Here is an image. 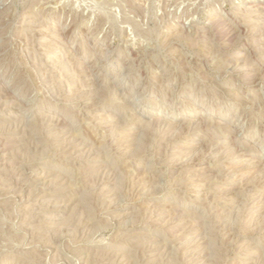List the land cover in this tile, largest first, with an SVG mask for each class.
<instances>
[{"label":"rangeland","instance_id":"374dc122","mask_svg":"<svg viewBox=\"0 0 264 264\" xmlns=\"http://www.w3.org/2000/svg\"><path fill=\"white\" fill-rule=\"evenodd\" d=\"M238 156L264 0H0V264H264Z\"/></svg>","mask_w":264,"mask_h":264},{"label":"bare ground","instance_id":"6f19581e","mask_svg":"<svg viewBox=\"0 0 264 264\" xmlns=\"http://www.w3.org/2000/svg\"><path fill=\"white\" fill-rule=\"evenodd\" d=\"M262 16V15H261ZM262 20H263V18H261ZM230 34V33H229ZM138 57V56H137ZM251 85V84H250ZM13 104H14V102H12ZM16 103V102H15ZM3 120H5V119H3ZM2 140V139H1ZM69 146V145H68ZM243 152V151H242ZM70 153V152H69ZM245 152H243V154H244ZM71 154V153H70ZM239 154V153H238ZM250 155V154H249ZM252 156V155H251ZM240 157H242V156H238L237 158H236V161L234 162V163H241L238 167L240 168H243L244 170L246 169V170H249L252 166L253 167H257V166H263V170H264V160H260L259 162L257 161H253L252 159L251 160H243V159H241ZM248 159V158H247ZM238 165V164H237ZM236 169V168H235ZM245 170V171H246ZM33 171V170H32ZM40 177V176H39ZM42 178V177H41ZM41 178L40 179H38V180H41ZM45 182V181H44ZM39 184V183H38ZM37 185V184H36ZM40 186V185H39ZM41 190H42V188H41ZM45 196H48V195H45ZM55 196V195H54ZM48 198V197H47ZM52 198V197H51ZM50 198V199H51ZM233 199V198H232ZM56 200V199H55ZM229 200V199H228ZM226 206H228V205H226ZM139 235V234H138ZM141 236H143V237H146L147 238V236H148V234H145V233H142V235ZM139 237H140V235H139ZM249 256V255H248ZM250 256H252V255H250Z\"/></svg>","mask_w":264,"mask_h":264}]
</instances>
